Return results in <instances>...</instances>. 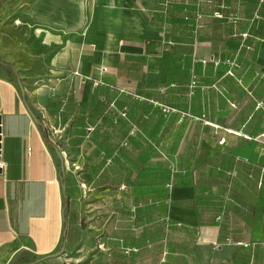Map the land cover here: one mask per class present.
<instances>
[{
  "label": "crops",
  "instance_id": "0c3cea01",
  "mask_svg": "<svg viewBox=\"0 0 264 264\" xmlns=\"http://www.w3.org/2000/svg\"><path fill=\"white\" fill-rule=\"evenodd\" d=\"M0 61V264H264V0H0Z\"/></svg>",
  "mask_w": 264,
  "mask_h": 264
},
{
  "label": "trees",
  "instance_id": "16d2710c",
  "mask_svg": "<svg viewBox=\"0 0 264 264\" xmlns=\"http://www.w3.org/2000/svg\"><path fill=\"white\" fill-rule=\"evenodd\" d=\"M0 67H9V66H8V64L0 61ZM14 83L16 85L17 84V80L16 81L14 80ZM38 125H39V128L41 130V134H42L43 138L46 140V138H45V132H46L45 129L42 127V125L40 123H38ZM67 200H68V196H67V192L65 191L63 193V208H64V211L66 210ZM62 240H63V237L61 238V241ZM24 256H25L24 254L21 255V256H18L17 259L20 260ZM33 261H34V259L29 260V262H33Z\"/></svg>",
  "mask_w": 264,
  "mask_h": 264
},
{
  "label": "water",
  "instance_id": "95a60500",
  "mask_svg": "<svg viewBox=\"0 0 264 264\" xmlns=\"http://www.w3.org/2000/svg\"><path fill=\"white\" fill-rule=\"evenodd\" d=\"M19 89H20L21 94L23 95V88H22L20 83H19ZM26 108H27V111H28L29 115L31 116L33 122L35 124H37L38 123L37 116L34 114V112L31 110V108L29 106H27ZM60 169H61V172H62L61 175H62V177H64L65 176V170H64L63 164L61 165ZM61 188H62V190L65 189L64 183H62ZM63 234H65V230L63 231ZM61 250H62V248H61ZM53 255H56V254H53ZM53 255H49L47 257L53 256Z\"/></svg>",
  "mask_w": 264,
  "mask_h": 264
},
{
  "label": "built area",
  "instance_id": "2783aa9c",
  "mask_svg": "<svg viewBox=\"0 0 264 264\" xmlns=\"http://www.w3.org/2000/svg\"><path fill=\"white\" fill-rule=\"evenodd\" d=\"M74 74H78L77 71H74ZM91 128H88V132H90Z\"/></svg>",
  "mask_w": 264,
  "mask_h": 264
}]
</instances>
